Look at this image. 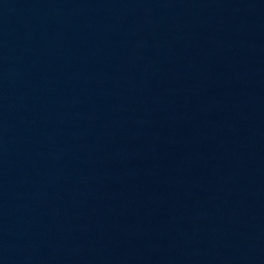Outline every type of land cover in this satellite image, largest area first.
Instances as JSON below:
<instances>
[{
  "label": "water",
  "instance_id": "water-1",
  "mask_svg": "<svg viewBox=\"0 0 264 264\" xmlns=\"http://www.w3.org/2000/svg\"><path fill=\"white\" fill-rule=\"evenodd\" d=\"M0 264H264V0H0Z\"/></svg>",
  "mask_w": 264,
  "mask_h": 264
}]
</instances>
